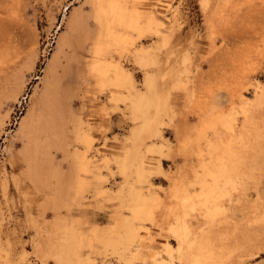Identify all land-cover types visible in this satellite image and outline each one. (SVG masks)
<instances>
[{
	"label": "rangeland",
	"instance_id": "374dc122",
	"mask_svg": "<svg viewBox=\"0 0 264 264\" xmlns=\"http://www.w3.org/2000/svg\"><path fill=\"white\" fill-rule=\"evenodd\" d=\"M123 1L126 5L136 1L143 12H150H144L143 34L118 26L121 34L131 32L133 42L128 45L118 41L116 46L112 39L105 38L103 41H109L110 45L103 59L119 61L133 75L137 87L144 88L143 92L145 84L153 92H159L162 83L170 86V102L177 112L160 126L164 139L154 141L160 147L166 144L162 152L165 174L151 178L154 195L169 203L171 178L187 173L193 166L189 165V160H193L189 153L196 155L207 149L204 138L197 133L185 137L190 141L182 149L173 122L183 119L186 128L194 127L198 124L196 113L209 110L213 104L229 111L240 105L241 94L248 98L249 104L256 103L254 85L259 82L264 86V0H225V5L224 0H212L209 4L207 0ZM94 3V0H0V264H56L62 259L65 261L58 264H80L76 254L69 253L68 257L64 253L66 248L61 247L67 232L63 223L81 222L71 224L72 228L89 235L98 224L114 223L113 215L130 214L122 207L121 198L127 196V190H120L124 173L131 183L137 184L132 164L136 157L130 150L133 143L130 137L134 132L131 130L140 124L132 121L131 111L107 105V96L102 93L106 88L92 85L86 93L85 86L79 84L90 61L89 49L99 32ZM215 5L222 10L217 13L214 9L216 17L210 23ZM152 14L162 23L161 27L158 23L149 25L148 16ZM208 15L210 19L206 20ZM206 21L212 24L211 28ZM141 47L148 55L143 66L135 61L136 49ZM179 72L188 77L181 81H188L190 89L179 88ZM173 78H177L174 83ZM107 106L111 108L108 110ZM237 107L240 111L241 107ZM256 116L264 122V108ZM77 118L85 122L84 130H91L96 149L93 153L99 149L92 154L97 165L96 196L87 200L83 209L73 204L71 197L74 179L80 173L76 170L79 166L75 165L76 155L84 146L74 132ZM103 123L105 128L111 124L105 135L98 131ZM160 154L149 152L146 157L157 159ZM259 157L261 161L251 174L247 191L236 192L229 206H232L229 231L235 251L226 264H264V153ZM93 189L88 196L93 195ZM84 208L87 215L82 216ZM101 214L105 221H93L94 215ZM160 225L159 231L164 233L165 221H160ZM96 244L98 249L94 253L82 244L81 259L89 257L93 264H103L100 262L104 254L113 253L110 247ZM47 245L59 254L56 258H63L53 257L55 254L47 250ZM164 253L162 245L156 244L150 251L140 253L136 262L144 264L151 256L167 260ZM112 264L117 263L113 260Z\"/></svg>",
	"mask_w": 264,
	"mask_h": 264
},
{
	"label": "bare ground",
	"instance_id": "6f19581e",
	"mask_svg": "<svg viewBox=\"0 0 264 264\" xmlns=\"http://www.w3.org/2000/svg\"><path fill=\"white\" fill-rule=\"evenodd\" d=\"M94 1V4L97 6L96 18L99 32L94 46L89 49L90 61L86 63V71L82 75V78L80 77L81 82L79 81V84L85 86L86 93H89V89L92 85L106 88L102 89V93L107 96V105L111 103L117 108H121L122 106L126 111H131L130 114L133 116L132 121L140 124L139 127H133L135 130L132 128L133 130H131V132H134L130 137L133 139L132 148L130 150L134 152L133 154L136 157V161L134 160L132 164L135 168L134 181H136L137 184L131 183L129 175L124 173V185L120 192L127 190V196L121 199L123 200L122 207H126L130 211L129 216L117 213L111 217L114 223L112 222L109 225L104 224L103 226L98 224L89 232V235L78 231L77 228H72L71 224L74 225V223H76L79 225L81 222L65 224L63 221V225H65L67 232L64 234L63 242L60 243V241H58L55 245L58 246L59 243H63L61 247L66 248L64 249V253L67 254L68 257L71 253L72 255L76 254V259L80 261V264H93L89 257L85 258V260L81 259L83 249L80 250V247L84 245L83 247L92 250L94 253L95 250L98 249L96 243H101L104 247H110L113 250V253H110V255H106L107 253L104 254L100 262L103 264H112L113 260H115L117 264H141L136 262L138 256H140L139 254L143 251H150L151 247L156 244L162 245L168 259L159 261L155 259L154 256H151L150 260L146 261L144 264H176V260H178L177 263L179 264H226L231 254L235 251V247L233 248L234 245L232 246L231 244L232 238L229 231V217L232 210V206H229L236 192L240 193L244 191L245 193L251 174L261 161L259 156L261 153H264L261 152L264 151V122H260L258 120L259 118L256 116V114L264 108V86L259 82L254 85L256 103L249 104L248 98L244 96V94H241L240 97H238L240 105L237 104L232 106L229 108V111L213 104L209 110L196 113L198 124L194 127L186 128L187 123L183 119H180L178 123L176 121L173 122V129H175V131L177 129L176 135L180 139L182 149L186 148L190 141L189 138L185 137L192 133H197L196 135H198V137L204 138L205 147L207 149L206 151H197L198 153L196 155L193 153L188 154L191 159H193L189 160V165L191 164L193 166L190 167L189 171L187 170V173L185 171V173H181L179 177L174 178L173 176L171 178V186L168 192L169 203L164 202L160 196L154 195L155 185L151 178L162 177L165 174L162 162L164 153L162 152H164L163 147H165L166 144L160 147V145L154 143V141L159 138L164 139L160 126L165 125L164 122L167 121L166 118H174L177 112L170 102V93L168 91L170 86L167 87L166 83L160 81L163 86L162 89L159 92H153L150 91L149 86L145 84L146 91L143 92L144 88L139 89L137 87L133 75L125 70V67L119 61L107 57L103 59V55L107 51V46L110 45V43H108L109 41H103L105 38L107 40L112 39L116 46L118 41H124L129 45L133 42L132 38L129 37L131 30L143 34L142 20L145 11L143 12V10L139 8L140 6L137 5L136 1H130L128 5H126L123 0ZM207 1L209 4L212 0ZM223 4H226L225 0ZM223 4L222 6L219 4V6L223 7ZM214 9H217V13H220V10H222H219L216 5L213 11L210 10L212 14H210L211 12H209V14L214 15L210 23H212V20L216 17V14H213L216 13ZM148 12L146 11L145 14ZM160 13L162 14V11L159 12V14ZM176 15L179 16L178 13ZM201 16H203V14ZM148 17L150 26L158 23L161 27L162 23L157 20L153 14ZM207 18L206 20L210 19L209 15ZM206 23L208 27L212 25L210 23L209 25L208 21H206ZM118 26H123V28L127 30L129 29L130 34H121L116 29ZM179 26L180 23L178 24V27ZM155 27L157 26L155 25ZM208 27L206 26V28ZM178 29L181 30L180 28ZM155 31L158 30L155 28ZM180 45L181 44H179V46ZM183 45L185 44L183 43ZM183 48L184 47H182V49ZM180 49L178 51L179 53ZM147 56L145 48L141 47L136 49L135 61L139 65L143 66L145 64ZM180 66L181 65H179V68ZM188 68L189 67H187V69ZM168 73L172 74V71ZM181 73L182 72H179L177 83L179 82V88L182 87L185 91L186 89H190L188 88L189 83L188 81L184 82L181 80H184V78L188 79V77H186V75L183 77ZM176 79L173 78V83ZM173 89H171V91ZM177 90L179 91L180 89ZM184 97L186 100L187 95ZM91 101L95 100L91 99ZM250 101L253 100L250 99ZM92 106L94 107V105ZM237 106L241 107L240 111H237ZM110 108L111 107H109L108 110ZM125 114L126 113H123L122 115L125 116ZM239 115H241V119ZM106 122L108 121L106 120ZM84 124L85 122H83L82 118L80 120L78 119L75 123L74 131L75 133L77 132L76 136L78 140L80 139V142H83V150L79 151V153H77L76 150L72 151L77 153L75 165L76 167L79 165L76 170L77 172L80 170V173L79 175L77 173V179H74L76 183L73 187V195L71 194V197L73 204H77L78 208L82 207V209L86 206L85 202L87 200L96 196L94 180L96 178L95 168L97 165L96 161L93 160L94 156H92V154L99 152V149H97V151L93 153V150L96 149H94L95 147L91 138V130H84ZM109 125L111 124L108 123V127L106 128L104 123L99 125L100 129H98V131L105 135L110 129ZM134 126H136V124ZM128 147L130 148L129 145ZM77 150L79 149L77 148ZM154 151H159V153L163 155L160 154L157 159H148V157H146L147 153ZM194 156L196 157L194 158ZM194 161L196 162L195 165L193 164ZM106 165L107 162H105V166ZM118 165L120 166V164ZM123 167L128 168L126 165H123ZM121 172L123 173V169ZM188 172H191V175H189L190 173ZM94 187L95 189H93ZM91 189L94 190V193L88 196ZM234 199L236 200V197ZM85 210L84 208L82 216L87 215V211ZM162 220H164L167 225V229L164 233L159 231L161 229L160 221ZM93 221L102 223L105 221L104 214L94 215ZM151 230H155L156 234L154 231L151 232ZM86 238H88L87 245L84 244ZM173 243L176 246H174ZM52 245L50 244L49 246L52 247ZM49 246L47 245V247H45L47 250H52V252H54V247L51 249ZM53 255V257L56 258V255L59 254L54 252ZM64 261L65 260L62 259L61 262L63 263Z\"/></svg>",
	"mask_w": 264,
	"mask_h": 264
}]
</instances>
